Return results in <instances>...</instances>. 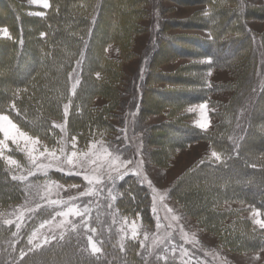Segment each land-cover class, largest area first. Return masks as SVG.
Segmentation results:
<instances>
[{"label": "trees", "instance_id": "16d2710c", "mask_svg": "<svg viewBox=\"0 0 264 264\" xmlns=\"http://www.w3.org/2000/svg\"><path fill=\"white\" fill-rule=\"evenodd\" d=\"M88 1L49 0L50 7L43 15L35 17L28 15V7L19 0H0V26H5L9 33L8 37L0 36V112L9 115L19 127L38 136L48 146H55L57 135L62 134L54 125L62 118L63 103L69 100L67 135L81 140L82 134L90 128L103 136L113 129L110 119L117 93L112 86L116 64L110 57H105L103 49L115 34L111 22L106 24L103 7L107 1L94 0V7L84 15L82 10ZM126 3L138 14L140 0H126ZM218 12L217 8L210 10V16L215 17L209 28L212 38L207 43L195 37L186 38L184 44L181 39H169L168 45L173 50L170 54L184 58L205 55L212 61L207 63L210 66L217 60L228 63L249 50L246 59L249 62L257 37L245 28L235 26L231 29L230 15L219 22ZM188 24L192 23L174 22V26L181 28ZM134 26L129 33L135 32L132 31ZM231 33L235 37L218 41L221 35ZM79 60V83L70 96L71 73ZM109 61L111 70L104 73L103 70L109 67L104 65ZM95 73L99 76L94 78ZM193 80L194 77L185 79L174 72L154 75L153 83L172 84L168 88H149L158 98L160 109L172 111L168 118L151 125L163 139L156 142V146L177 149L205 139L220 160L215 157L197 160L176 180L170 194L186 215L215 232L221 246L238 250L264 247V229L252 230L249 219L240 215V209L224 207L227 203H245L257 208L264 221V159L261 160L264 157V68L255 79L241 73L232 81L227 87L229 102L219 107L211 129H202L188 124L184 118L182 120L181 106L208 97L207 93L214 91L216 85L223 84L224 88L226 85L202 79L195 85ZM185 83L186 87L193 83L200 91L188 89L194 86L180 87ZM95 96L102 97L105 102L94 105ZM142 96L140 104L144 106ZM207 101L210 104L209 97ZM211 113L215 116L214 111ZM15 181L0 158V201L9 202L20 193ZM117 189L118 210L127 215L138 214L145 224H150L145 188L133 178L125 177L117 182ZM235 225L238 232L233 241L230 232ZM13 233L12 225L0 218V264H183L170 259H152L149 263L150 259L139 253L137 244L129 241L122 251L109 240L100 252L92 254L73 238L35 247L28 243L25 228L19 234Z\"/></svg>", "mask_w": 264, "mask_h": 264}, {"label": "rangeland", "instance_id": "374dc122", "mask_svg": "<svg viewBox=\"0 0 264 264\" xmlns=\"http://www.w3.org/2000/svg\"><path fill=\"white\" fill-rule=\"evenodd\" d=\"M19 1L28 7V15L39 17L41 15H36V13L44 14L47 10L41 5L32 4L30 0ZM103 1H107V4L104 2L105 6L103 7L106 24L111 22L115 34L103 49L105 57H110L116 64L112 86L115 87L117 93L113 99L112 105L114 106L111 113L112 118L110 119L113 129L108 135L103 136L96 134L90 128L82 134L81 140L75 136L76 147L81 151H88V146L95 143L96 149L94 151H102V148L106 147L109 153L112 154L108 159L119 157L116 164L121 165L119 168L121 174L127 172L124 178H133L145 188L148 195L151 223L145 224L138 214L132 216L123 214L118 210L116 207L119 195L117 182L121 179H116L113 184L105 176L104 190L99 196L82 197L75 201L80 208L91 201L89 204L91 211L86 214L88 217L85 222L87 227H85V223H81V217L71 215L68 217L71 223L66 222L60 225L63 218L57 216L55 220H52V223L45 224L43 228L39 227L45 220H51L56 212L65 211L68 206L64 204L49 206L47 204L48 199L67 201L70 196H78L86 187H91L83 181L81 176L64 175L54 168L49 169L48 178L63 184L64 188H53L50 193L45 195V191L41 187L38 194V190L30 185L38 182L43 186L45 177L42 174L37 173L36 176L28 177L25 181L16 179L15 184L20 193H16L9 202L7 200L5 202L0 201V205H3L0 206V218L3 221L11 220L13 232L16 234H19L22 228H25L27 239L29 240L31 237L33 239V245H31L35 247L47 246L58 240L73 238L81 244L86 252L96 254L92 252L89 245V237H91L100 249L109 240L112 244L121 248L128 241L136 243L141 256L147 258V260L150 259L149 263L152 259H170L183 264H264V247L238 250L221 246L217 241L215 232H210L199 221L186 215L172 198L170 189L176 180L192 167L197 160L202 157H212L211 153L215 149L205 139L190 142L177 149L157 147L156 142L163 139L157 136V130L151 125L154 126V122L168 118V114L172 111H170V108L160 109L158 98L149 89L150 87H172L171 83L152 82L155 74L163 72H174L178 77H184L185 79L194 77L193 83L195 82V85H197L196 82H201V79L204 82L224 83L226 88L223 87V84L221 86L216 85L217 88L214 91L207 93L206 96L209 97L210 104L207 101L208 97H206L202 100L186 103L181 106V112H179V114H184L182 120L184 118V121L188 124L199 127L201 112L198 105L201 103L207 104L206 111L210 122L208 128L211 129L212 123L217 120L216 112L219 111V107L225 106L229 102L230 92L227 91V87L232 84V81L238 79L241 73L247 74L252 80L261 75L263 71L264 0H140L138 14L130 10L126 0ZM94 5L95 1L89 0L82 13L88 15ZM212 8L220 10L216 14H220L219 22L226 20L230 15L231 29L235 26L239 29L245 28L257 37L258 40L254 42L255 45L252 44L254 50L250 53L249 62L246 61L249 50L242 57L233 58L228 63L222 64L217 60L210 66L207 63L212 61L210 57L205 55L184 58L170 54L173 50L168 45L169 39L174 41L181 39V43L184 44L185 39L189 37L199 38L206 43L212 38L209 32L212 18L215 17L210 16ZM182 20L189 21L192 24L182 28L174 26V22ZM133 25L135 26L132 31L135 32L129 33L128 31ZM136 26H139V28H136ZM3 29H6V27L0 26V36H4ZM232 36L235 37V34H223L218 38V41H225ZM77 62L71 73L70 96L73 93V85L77 84L76 80L79 78L80 64ZM110 62L105 63L104 66L108 67ZM107 69L110 71L111 66L109 65L108 68L104 69V73ZM93 77H98L97 73ZM193 83L189 85L194 87L187 85L191 88L186 87V83L180 87L194 89L199 92L200 90ZM143 86H145L144 89ZM141 96L145 98L144 106L140 104V101L142 102ZM92 102L98 106V104H103L105 100L102 97L95 96ZM69 104H71L70 100L63 103L62 118L56 121V125L64 126V131L57 127L62 134L57 135L55 146L62 143L66 149L71 148V137L74 136L66 133V121L69 114L66 118L64 106ZM211 111L215 112V116H211ZM141 114L144 116L140 117ZM0 115L7 114L0 112ZM22 130L24 129L22 128ZM24 131L35 138H39L28 130ZM2 138L1 135L0 139ZM20 147H23L22 142ZM3 154L12 156L21 165L20 168L8 165L1 158L12 177L27 175V169L32 165L26 155L18 150L16 144L8 141ZM263 159L264 157L261 158V160ZM123 161H130L131 163L122 164ZM100 163L104 165V169L108 168L107 161H100ZM89 174H91V169H89ZM112 175L116 176L117 173L112 172ZM145 177L151 181L152 186L157 190L155 216L151 211L153 193L146 182L142 183ZM71 184H78L80 187L69 188L68 185ZM109 188H114L112 195L115 196V200H112L109 196ZM160 196H163L164 199L161 200ZM37 204L42 207L37 209ZM110 204L111 207H109ZM231 204L227 203L224 207L240 209V215L249 219L248 222L252 230L261 229L258 224L253 222L254 219L262 221L261 213L257 208L249 207L240 202ZM31 209H36V211H31ZM168 209H172V212L169 213ZM172 215H176L179 219L173 221L171 219ZM156 217H159L160 228H157ZM17 224L20 225L19 228L16 227ZM73 224L76 225L75 229ZM170 224L171 227H169ZM133 225H135L137 232L135 239L131 236ZM236 227L238 226L235 225L231 228L232 239L235 232H238L235 231ZM93 228L96 230L95 232L91 231ZM181 228H183V233L187 234L184 238H182ZM34 231L36 235L32 237ZM169 233H171L170 236ZM146 235L147 239H145ZM186 240L189 242H186ZM141 242H143L144 247H141ZM173 248H175L174 252ZM184 249L187 250L188 255H183Z\"/></svg>", "mask_w": 264, "mask_h": 264}, {"label": "snow or ice", "instance_id": "6c2138e0", "mask_svg": "<svg viewBox=\"0 0 264 264\" xmlns=\"http://www.w3.org/2000/svg\"><path fill=\"white\" fill-rule=\"evenodd\" d=\"M32 4L35 5H41L43 8L47 9L50 7L49 0H30ZM36 15H43V13H36ZM3 35L5 37H8L9 33L7 29H3ZM43 35V33H42ZM83 56V54H81ZM78 64L80 61L77 62ZM99 76V73H97ZM77 84L79 83V80L77 79ZM76 84L73 85V93L75 92ZM13 108H15V105H12ZM68 108L69 105H65V117L67 118L68 115ZM198 108L201 112V120L199 122V127L202 129H207L209 127V119L207 115V104L201 103L198 105ZM54 127H60L61 131H64L63 125H54ZM0 135H2V139H0V158L4 159L8 165L16 166L17 168H20L21 165L18 160L13 158L10 155H4L3 150L7 148V142L11 141L13 144L17 145V148L19 151L23 152L26 157L28 158L30 164L32 167L27 169V175L26 176H13L12 178L14 180L19 179L21 181H25L28 179V177L36 176L37 173L42 174L45 177V181L43 186H41L38 182L34 185H30L32 187H35L38 190L43 187L45 191V195L50 193L53 188L55 189H62L65 186L63 184H60L59 182L52 180L48 178L49 169H55L56 171L64 174V175H75V176H81L83 181L86 182L87 185L91 187H86L84 191L80 192L78 196H70L67 201L65 200H52L48 199L47 204L49 206L51 205H68L65 211H58L56 212L51 220H45L43 223L39 225V227L43 228L45 224L52 223V220H55L57 216L62 217L63 219L60 221V225L64 223H71V221L68 220V217L71 215L73 217H81V223H85L88 219L87 213L91 211L89 208V204L91 201L83 205V208H80L78 204L75 203L76 200L82 197H90V196H99L101 192H103V184H104V177L111 181L113 184L115 183L116 179H123L125 175H127V172H124L121 174L119 172V168L121 165H117L116 161L119 159V157L111 158V153H109L108 149L102 148V151L95 150L96 144H90L88 146V151H81L77 149L76 147V137H71V148L66 149V147L59 143L58 146L49 147L47 144H43L42 141L39 138H35L32 135H29L28 132L22 130L21 127L17 125V123H14L12 119H10L9 115H0ZM21 142L23 143V147H20ZM39 146V147H38ZM59 153V154H58ZM212 157H215L216 160H220V156L217 152L213 151L211 153ZM100 161H107L108 168L104 169V165L100 163ZM131 163L130 161H123L122 164H128ZM203 163V161L201 162ZM95 166V167H92ZM115 166V167H113ZM89 169H91V174H89ZM112 172H116L117 175L113 176ZM146 182L149 189L153 193L152 199H153V206H152V213L155 216L156 215V193L157 190L152 186V183L150 180H147V177L144 178V181ZM100 186V187H96ZM69 188H78L80 185L78 184H71L68 185ZM109 196H111L112 200H115V196L112 195V192L114 191V188H109ZM44 198V197H42ZM160 199L163 200L164 197L160 196ZM42 206L40 204H37L36 208L39 209ZM111 207V204L109 205ZM31 211H36V209H31ZM169 213L172 212V209H168ZM22 218V217H21ZM171 219L173 221H176L179 219L176 215H172ZM157 221V228H160V221L159 217H156ZM253 222L255 224H258L260 228L264 229V221H261L259 219H254ZM6 224H11V220H6ZM172 225L170 224L169 227ZM17 228L20 227L19 224L16 225ZM76 225L73 224V228L75 229ZM85 227H87V224L85 223ZM92 232H95L96 230L93 228L91 229ZM181 233L183 234L182 238L186 237L187 234L183 233V228H181ZM13 235H16V233H13ZM36 232L34 231L32 233V237H35ZM169 236L171 233L168 234ZM131 236L133 239L136 238L137 232L136 227L133 225L132 227V233ZM145 239H147V235L145 236ZM186 242H189L186 240ZM29 244L33 243V239L30 237L28 240ZM162 243V241H161ZM89 245L91 247V250L93 253H98L101 251L99 247L96 246V244L92 241V238L89 237ZM141 247H144L143 242H141ZM123 251V247L121 248ZM175 251V248H173V252ZM183 255H188V252L186 249L183 250ZM23 258V257H22ZM258 258V257H257Z\"/></svg>", "mask_w": 264, "mask_h": 264}]
</instances>
